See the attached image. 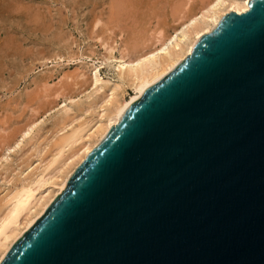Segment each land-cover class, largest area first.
<instances>
[{
  "label": "water",
  "instance_id": "water-1",
  "mask_svg": "<svg viewBox=\"0 0 264 264\" xmlns=\"http://www.w3.org/2000/svg\"><path fill=\"white\" fill-rule=\"evenodd\" d=\"M0 264H264V0L147 89Z\"/></svg>",
  "mask_w": 264,
  "mask_h": 264
},
{
  "label": "rangeland",
  "instance_id": "rangeland-1",
  "mask_svg": "<svg viewBox=\"0 0 264 264\" xmlns=\"http://www.w3.org/2000/svg\"><path fill=\"white\" fill-rule=\"evenodd\" d=\"M206 1L0 0V208L49 160L65 123L88 126L98 118L107 90L96 92L93 69L108 48L140 47L161 31L169 36L178 17L199 14ZM116 64L101 68L102 84L120 85L129 100L135 91ZM33 124L24 143L9 151Z\"/></svg>",
  "mask_w": 264,
  "mask_h": 264
},
{
  "label": "bare ground",
  "instance_id": "bare-ground-1",
  "mask_svg": "<svg viewBox=\"0 0 264 264\" xmlns=\"http://www.w3.org/2000/svg\"><path fill=\"white\" fill-rule=\"evenodd\" d=\"M249 4L250 0H208L203 2L199 14L192 16L184 14L178 17L177 28L169 36L161 31L152 41L140 47L108 48L107 55H104L101 63L94 65L93 69L95 74L92 84L97 89L96 92L107 90L104 101L97 109L98 118L89 121L88 126L85 124L75 126L76 120L70 123L61 121L65 124L52 145L49 160H45V164H42L41 160L40 167L35 169L36 172L23 180L21 186L14 191L10 190L12 192H9L4 200L0 208V263L14 244L60 196L73 174L117 125L124 112L147 89L179 66L191 53L194 45L203 36L211 33L227 14L236 12L241 15L249 10ZM110 61L118 62L117 70L123 84L126 87L131 86L135 91L129 100L123 99V93L117 91L120 85L110 88L102 84L104 81L100 70ZM66 112L68 114V110ZM36 126L37 124H33L25 128L21 133V139L18 138L15 146L10 147L9 151L19 148Z\"/></svg>",
  "mask_w": 264,
  "mask_h": 264
}]
</instances>
